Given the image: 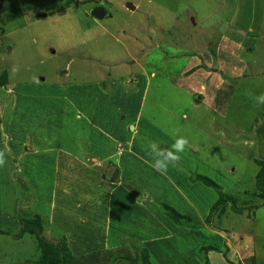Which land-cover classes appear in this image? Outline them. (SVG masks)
<instances>
[{"label":"rangeland","instance_id":"obj_1","mask_svg":"<svg viewBox=\"0 0 264 264\" xmlns=\"http://www.w3.org/2000/svg\"><path fill=\"white\" fill-rule=\"evenodd\" d=\"M262 93L264 0H2L0 264H264Z\"/></svg>","mask_w":264,"mask_h":264},{"label":"trees","instance_id":"obj_2","mask_svg":"<svg viewBox=\"0 0 264 264\" xmlns=\"http://www.w3.org/2000/svg\"><path fill=\"white\" fill-rule=\"evenodd\" d=\"M258 162L260 163V169H259V177L261 176L260 179H256L255 185L257 190L259 191V194L263 200L264 203V159H260L258 160ZM204 181L206 184L214 186L215 188H217V186L215 184H212L210 181L207 180L206 177H203ZM218 196L220 198H217L218 200L215 201L214 203H212V205L210 206V213L211 215H213V211L217 210L220 205L219 203H224L226 202L227 198L226 196H221V193L218 194ZM171 209V207H169ZM173 222L175 223H181V222H186L187 217L185 215L179 214L176 215L175 211L172 209L171 212L169 211H165L164 212ZM208 217V216H207ZM24 225V230H28L29 232H31L34 236H35V240H36V246L37 249L39 251L38 253V261L43 263L46 261H50L51 258L55 255L56 256V260L58 263H61L62 261H65L66 259H70V254L64 253L62 251V247L57 245L58 250L56 251V248H54L52 246V244L50 242H48L47 240L44 239V237L42 236L41 233V227L38 223V221L36 219H32L29 222L23 223ZM148 262V261H147ZM146 261H144L142 264H151V263H147ZM239 264V263H238Z\"/></svg>","mask_w":264,"mask_h":264},{"label":"clouds","instance_id":"obj_3","mask_svg":"<svg viewBox=\"0 0 264 264\" xmlns=\"http://www.w3.org/2000/svg\"><path fill=\"white\" fill-rule=\"evenodd\" d=\"M86 15H88V13H86ZM256 100L258 104H264V93L256 97ZM188 143V139L183 136L176 137L175 142L169 149H162L158 143L153 142L146 148V154L150 159L145 160V163L160 175L167 176L169 166H176L179 163L181 159L180 154L185 151ZM5 163L6 152L0 151V167H3Z\"/></svg>","mask_w":264,"mask_h":264},{"label":"water","instance_id":"obj_4","mask_svg":"<svg viewBox=\"0 0 264 264\" xmlns=\"http://www.w3.org/2000/svg\"><path fill=\"white\" fill-rule=\"evenodd\" d=\"M1 6H2V0H0V11H1ZM104 12L105 10L102 6H95L89 10L88 14L93 16L94 18H101ZM117 174H118V170L110 165L106 169L105 177L109 178L110 180H114Z\"/></svg>","mask_w":264,"mask_h":264},{"label":"crops","instance_id":"obj_5","mask_svg":"<svg viewBox=\"0 0 264 264\" xmlns=\"http://www.w3.org/2000/svg\"><path fill=\"white\" fill-rule=\"evenodd\" d=\"M85 2H88L89 3V5L91 4V3H94V4H97V2H95V1H85ZM127 7H126V9H128V10H133L136 6L135 5H132V4H128L127 3ZM95 6V5H94ZM102 6V5H101ZM130 6V7H129ZM92 7H90L87 11H84L85 13V15H86V13L91 9ZM104 8V7H103ZM104 15H106V11L104 12V14H103V16L102 17H104ZM87 16V15H86ZM101 17V18H102ZM96 19H100V18H96ZM9 84H6V86H8ZM119 123V122H118ZM116 128H120V125H117V127ZM50 136V135H49ZM111 140H114V139H111ZM43 143H45V141L43 140ZM100 151V153H101V159L102 160H106V158L108 159V157L110 156V154H108V147H101V149L99 150ZM25 155V154H24ZM116 166V165H115ZM115 168V167H114ZM117 176H118V174H117ZM104 177V176H103Z\"/></svg>","mask_w":264,"mask_h":264},{"label":"built area","instance_id":"obj_6","mask_svg":"<svg viewBox=\"0 0 264 264\" xmlns=\"http://www.w3.org/2000/svg\"><path fill=\"white\" fill-rule=\"evenodd\" d=\"M76 1V3L79 5L80 3H82V2H85V1H99V0H75Z\"/></svg>","mask_w":264,"mask_h":264},{"label":"flooded vegetation","instance_id":"obj_7","mask_svg":"<svg viewBox=\"0 0 264 264\" xmlns=\"http://www.w3.org/2000/svg\"><path fill=\"white\" fill-rule=\"evenodd\" d=\"M108 167V166H107ZM107 167L105 168V174H106V169H107ZM105 174H104V176H105Z\"/></svg>","mask_w":264,"mask_h":264}]
</instances>
